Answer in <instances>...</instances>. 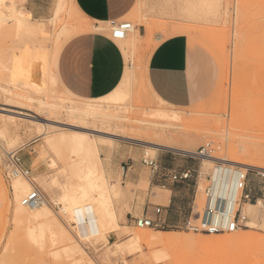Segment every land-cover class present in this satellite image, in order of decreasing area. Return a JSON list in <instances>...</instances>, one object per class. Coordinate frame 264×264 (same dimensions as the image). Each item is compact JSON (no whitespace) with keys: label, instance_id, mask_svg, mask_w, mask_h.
Segmentation results:
<instances>
[{"label":"rangeland","instance_id":"1","mask_svg":"<svg viewBox=\"0 0 264 264\" xmlns=\"http://www.w3.org/2000/svg\"><path fill=\"white\" fill-rule=\"evenodd\" d=\"M186 1H192L195 5L197 19L187 18L181 24L173 23L178 25V28H174L167 35L174 34L173 31L183 34L184 28L192 30L184 34L194 50L205 53L210 62L215 64L217 70L215 87L207 98L185 109L168 106L156 97L153 99L144 85L143 75L154 41L146 34L144 36L141 34V37L138 29L145 26L146 30L150 28L156 32H164L170 23L153 18L147 19L145 12L142 15L136 14L128 20L133 30L125 40L118 41L117 44L127 53L126 69L132 72L133 78L130 80L127 71L120 85V90L124 94L123 99L107 104L110 113L120 117L115 121L117 123L96 125L101 127L100 130L110 134L136 139V141L119 138L109 140L96 137L101 167L109 186V191L103 195V198L108 199H101V202L108 201L112 210H115L119 229L116 232L108 231V244L100 242L83 244L81 248L83 251L73 250L70 259L66 258V252L63 251L64 244L53 242L52 245L51 233H58L59 228H64V225V229L67 230L66 213L69 211L67 208L71 203L68 202L71 197L66 196L94 199V194L78 175L70 141L73 135L71 130L74 128L67 126L73 122L66 118L61 106L67 102L82 107L93 101L88 102L74 97L67 93L57 80L52 82L51 75L55 72L50 61V49L55 38L64 41L67 36L79 33L83 26L89 24L64 0L63 10L48 24L50 34L46 37L50 49L42 41L41 33H38L36 38L25 32L34 41L36 39L39 42L38 44L35 41L37 46L40 45L37 67L20 84L10 83L7 76L0 73V125H7L19 133L16 144L1 137L0 134V264H70L72 260L79 264H264L263 200H258L263 207L256 205L258 201L250 203L257 206L247 211L252 227L245 226L238 230L240 233L257 236L256 243H251L252 245L215 249L187 246L173 251L167 250L169 260L167 258L159 263L155 260V255L166 252L164 247L142 244L136 252V248L127 245L129 238L139 231L150 235L156 232H169L179 237L199 240L213 236L174 228L139 229L130 222L129 215H132L134 207L139 208L147 198L161 197L160 193L163 190L169 191V187L163 188L150 183V170L142 165L145 155L158 160L169 156L175 165L184 164L199 171L195 195L198 212L204 203L203 189L206 184L204 179L212 173L216 161L209 162L206 157L192 159L188 155L207 147L209 155L213 158L233 159L240 163L253 162L263 168L257 171L264 172V0ZM0 8L19 19L21 16L22 20L29 24L23 16L20 0H3ZM215 8L218 10L217 14L211 18L209 14ZM139 9L140 4L134 12L139 13ZM15 22L9 20L2 23L0 34L14 30L23 31L18 25L20 23L16 25ZM90 26L91 30L105 33L108 25L103 27L99 24L96 29L92 28L94 25ZM3 89L5 91H2ZM5 99L16 101L17 104H26L23 105L22 112L33 119L8 118L6 113L15 109L11 104H7ZM163 112L165 115H171L169 119L162 120L165 118ZM171 113L175 117H172ZM159 114L163 115L161 119ZM40 121L41 124L38 123ZM39 128L47 135L38 131ZM155 134L159 137H155ZM159 138L171 140L178 150H151L137 141L158 142ZM12 153L20 159L22 168L26 163L25 169L30 172L28 178L22 176L20 178L34 180L35 188L48 204L45 203L48 215L42 224L41 221L33 225H28L27 222H13L10 213L13 208L10 184L12 172L14 168L17 170V166L9 156ZM82 189L86 191L83 193ZM31 191L32 189L29 192ZM82 193L87 194L85 196ZM24 197L25 195L22 196ZM91 223L92 232H95L94 221ZM35 227L37 231L41 230L40 233H43L42 235L39 233V237L34 230L37 240L34 236L35 240L31 237L34 232L30 229ZM234 233L218 237H228ZM102 254L105 256L101 257Z\"/></svg>","mask_w":264,"mask_h":264},{"label":"crops","instance_id":"2","mask_svg":"<svg viewBox=\"0 0 264 264\" xmlns=\"http://www.w3.org/2000/svg\"><path fill=\"white\" fill-rule=\"evenodd\" d=\"M20 1L23 16L29 24L25 23L21 16L20 20L32 30L21 28L24 32L14 30L3 35L0 34V73L7 76L6 78L12 84L24 82L37 67L40 59V45L37 46L36 42L38 44L39 42L34 37L37 38L38 33L42 34V41L50 49L46 37L50 34L48 24L63 10L64 3V0ZM66 1L72 10L89 24L83 28H90V24L94 25L93 29H96L95 27L99 24L106 27L111 22H128L130 18L136 14L142 15L143 12L147 13V19L153 18L169 22L170 25L166 27L167 30L164 32H156L150 28L146 30L145 26H140L138 29L141 37V34L143 36L146 34L154 41V47L146 60L143 75L144 85L148 93L153 99L156 97L168 106L177 109L188 108L211 94L217 79L215 64L210 62L205 53L197 49L194 50L185 34L173 31L174 34L167 35L174 28H178V25H173V23L181 24L184 20V18H179L182 14L179 10L181 5L178 0L174 1L176 3L178 1L179 6L177 4L173 6L175 4L173 0H155V3H153L154 0H141L139 13L134 12L139 0ZM156 1H159L163 7ZM170 2H172L171 5ZM150 3H152L151 7H149ZM141 4L143 5L141 6ZM143 6H146L147 11L144 10ZM157 6L162 9L159 10ZM58 7L60 10L56 14ZM164 7L167 9L166 11L163 9ZM171 7L172 9H169ZM177 7H179V11ZM173 8L176 11H173ZM160 11L162 12L160 13ZM173 12L174 14L177 12L176 15H173ZM163 15L165 16L163 17ZM17 23L19 22L14 24L17 25ZM25 32L34 36L36 42ZM126 55L124 48L119 47L117 42L109 39L107 31L100 33L94 30H86L71 37L62 46L55 62L54 77L65 91L74 97L97 100L113 93L123 82L127 71L130 80H132V72L126 69ZM171 159L169 156H164L156 160L159 166L167 171L178 174L186 171L197 172L195 168L184 164L175 165ZM23 167H26V163L23 164ZM194 181L193 177L179 184H167L163 188L169 187V191H161L159 198L145 199L143 205L132 209V216H141L146 212L150 213L154 206H162L164 208L163 219L169 227H172L183 220L189 212L193 199ZM150 183L154 186H160L154 182L151 175ZM248 188L255 190L256 181L253 178H250ZM256 205L263 207L260 201ZM256 205L245 204L243 206L242 212L248 219L247 225H252L251 219L247 216V211L256 208Z\"/></svg>","mask_w":264,"mask_h":264},{"label":"bare ground","instance_id":"3","mask_svg":"<svg viewBox=\"0 0 264 264\" xmlns=\"http://www.w3.org/2000/svg\"><path fill=\"white\" fill-rule=\"evenodd\" d=\"M140 1L141 0L138 1L139 4L141 3ZM150 1H152V0H150ZM178 1L180 2L181 6H180V8L177 7V10L179 8L180 13L182 15H180L181 17H179L178 16L179 14H177V16L180 19L181 18H184V19L188 18L190 20L197 19V13L195 10L196 7L192 1H186V0H178ZM178 1H177V3H179ZM2 3H3V0H0V5ZM153 3H155V0L153 1ZM157 3L161 4V3H159V1ZM162 3H164V2L162 1ZM171 3L172 2H170L169 4L171 5ZM177 3L176 2H175V4L173 3L174 4L173 6H176ZM139 4H137V6ZM143 4H141V6ZM151 4L152 3H150V6L148 4V6L151 7ZM169 4L167 3V5H169ZM164 6H165V3H164ZM218 6H219V4H218ZM149 7H147V8H149ZM162 7H163V5H162ZM158 8H159V10L162 9L161 7H158ZM165 8L166 7H164L163 9H165ZM145 9H146V6L144 7V10ZM169 9H172V7ZM59 10H60V7H58L56 14L58 13ZM166 10L167 9H165V11ZM145 11H147V9ZM173 11H176L175 8H173ZM217 11H218L217 8H215V10L210 12L211 14H209V15L212 16L211 18H214L216 16ZM161 12L162 11H160V13ZM177 12H175V14L173 12L172 14L176 15ZM160 13H158V14H160ZM172 14H170V15H172ZM173 15H172V18H174ZM205 15H207V13ZM164 16L165 15H163V17ZM177 16H175V17L177 18ZM55 18H57V17H55ZM55 18H54V20H55ZM172 18H170V19H172ZM9 20L19 22L20 24H18V25L20 27L26 29V30H29V31L32 30L31 27H29V26L25 25L23 22H21L19 17L17 18L15 15H11L9 12H7V10H3L0 8V25H2V23H5L6 21H9ZM86 30H91V28H83L82 30H79L80 31L79 33L76 32L77 34H75V35H78V34L82 33L83 31H86ZM191 31L192 30H190V29L188 30V28H184L183 34L184 33H190ZM75 35H73V36H75ZM73 36L72 35L67 36V38L64 41H61L60 39H58V37L54 39V43H53L52 49L50 51L51 62L54 65L53 68H55V62L57 60L58 54H59L62 46L65 44L66 41H68ZM51 80H52V82L56 81L54 75H51ZM2 91H5V90L3 89ZM123 97H124V94L120 90V86H119L116 90H114L113 93H111V94H109L103 98H100L97 100H87L88 102H92V101L93 102L90 104H86L82 107H77L74 104L72 105V104L67 103V102H65L66 104H64V105L62 104V106H61V108L65 112L66 118L71 119L73 122V123H71V125L68 124L67 126L74 128V130H71L73 135H72V138L70 139V141H71L72 155H75L74 163H75L76 169L78 170V175L82 180H84L86 182L88 189L94 194V199H92L93 197L91 199H87L84 196H80V198H78V199H77V197H74L73 195L66 196V198L71 197L70 201H68L71 203H69V204L67 203L69 205L67 208L69 211H68V213H66L67 214L66 222L68 224V226L66 227L67 230L64 229L65 225L62 223L64 225V228H59L58 233H53V232L51 233L52 234L51 238H53V241L51 240L52 245L55 242L64 244L66 247L64 246L63 251L65 250L66 258H68V259L71 258L70 253H74L73 250L78 249V250L83 251V249H81L83 244H86V243L87 244H95L98 242H100L102 244H106V243L108 244V239H107L108 238L107 237L108 231L113 230V232H116L119 229L118 216L115 213V210L114 209L112 210V207L108 201L105 200V201L101 202V199L107 198V197L103 198V195L106 193L107 190L109 191V186H108L107 179H106L104 172L102 170V167H101L102 164L100 163V158H99V154H98L99 153V146H98V142L96 141V137H101V138H105V139H109V140H114V139L119 138V139L136 141V139L131 138L130 136L128 138V137H124V135L110 134L107 131L100 130L101 127H97L96 125L104 126V125H107L110 123H117L115 121L120 117L115 113H110V111H109L110 108H109V105H107V104L112 103V102H116L118 100H122ZM5 100L7 101V104L8 103L11 104L12 108L15 109L14 111H8V112L6 110L7 113L6 112L5 113H6V116L8 118H11V119H27V118L33 119V117H27V115L23 114V112H22L24 109L23 105H26V104H21V103L17 104L16 101H13L11 99L10 100L5 99ZM160 113H161V111H160ZM157 114L158 113H156V115ZM151 115H152V113H151ZM164 115H165V113H164ZM169 115H170V113H169ZM158 116H160L159 117L160 119L163 117V115H160V114ZM170 116L165 115L164 116L165 118H162V120L163 119H169ZM173 116H174V114H172V117ZM180 119H182V118H180ZM177 120H179V119H177ZM38 123L41 124V121ZM42 126H44V125H42ZM165 126H168V125H164V127ZM38 131L43 132V130L41 128H39ZM0 134H1V137L7 138L13 144H16V142L18 141V139H17L18 134L15 132V130H12V128L8 127L7 125H2V126L0 125ZM43 135H47V133L43 132ZM155 137H159V136L157 134H155ZM61 140H64V138H61ZM137 141L141 142V144H144L145 147H147L151 150H160V149L178 150V147L176 146L175 143H173L171 140H167L164 138H159L158 142H152V140L144 141V142L139 141V140H137ZM21 147L22 146H20V148ZM208 159H209V162H215V161L217 162L220 160V159H216L213 157H210ZM220 162H221V164L225 165V167H217L215 169L213 168V171H212L213 177H216V175H218V173L222 169H226V172H228L227 170H230V168H229L230 166L238 167L241 170H249V169H253V168L256 169L255 171H257V169L263 170V168L258 167L253 162H244V163L242 162V163H240L238 161H234L233 159H229V160L224 159V160H220ZM15 166H17V165H15ZM14 170H15V168H14ZM14 170H13L12 175H11L12 181L10 184L11 190H12V199L11 200H12V206H13L10 213H11V216L14 220L13 222H17V223L18 222H27L28 225L29 224L33 225V224H37L39 221H41V224H42V221H45L46 217L48 215V211H47L48 209H47V207H45L46 201L44 200L43 203L36 208L27 209L26 207H24L22 205V200H23L22 196L25 195V197H26L29 193H31V192H29L31 189L37 190L35 188V185H34L35 181L34 180L30 181V179L23 180L22 178H20L21 175L19 174V172L17 170H15V171ZM85 189L87 190V188H85ZM86 190L82 189V192L84 193V191H86ZM37 191L39 192V190H37ZM85 194H87V193H85ZM85 194H83V195H85ZM46 205H48V204L46 203ZM242 214L244 215L243 212H242ZM92 220L94 221V224H95V228H96L95 232H92V229H91V225H92L91 221ZM19 225H20V223H19ZM246 227L251 228L252 225H249V224L247 225V223H246ZM32 229H30V230L34 232V230H36V227H35V229L34 228H32ZM40 231L41 230H39V231L36 230L35 232L38 235L40 233ZM42 231H43V229H42ZM28 232H30V231H28ZM35 232L31 234V237L33 240H35V239L37 240V238H38V237H35ZM40 234L42 235L43 233L41 232ZM33 236L35 237V239L33 238ZM207 236H209V235H207ZM255 237L257 238L256 235H255ZM255 237H254V235H250V234H246V233H240L239 231H236L233 235L228 236V237H218V235H213V236H210L208 238H205L204 240H199V239H192L189 237L188 238L179 237V236H177V234L169 233V232H156V233H154V235H150V234L144 233L142 231H139V232H137V234L135 236L129 238V242L127 243V245L130 248H136L135 249L136 252H138L137 250H138V248H140V246L142 244L147 245V246L164 247L166 252L155 255V260L159 263L161 261H165L168 258L167 250L173 251L177 248L178 249L183 248V247L185 248L187 246H193V247H196L198 249H215V248H220V247L230 248V247H234V246H241L242 247V246L249 245V244L252 245L251 243H254L256 241ZM259 239L261 240L262 238L259 237ZM257 241H258V239H257ZM65 248H67V249H65ZM189 249H191V247H189ZM183 250H185V249H183ZM103 256H105V255L102 254L101 257H103ZM169 257H171V256H169ZM168 260H169V258H168ZM70 264H79V263L72 260Z\"/></svg>","mask_w":264,"mask_h":264},{"label":"built area","instance_id":"4","mask_svg":"<svg viewBox=\"0 0 264 264\" xmlns=\"http://www.w3.org/2000/svg\"><path fill=\"white\" fill-rule=\"evenodd\" d=\"M133 26L128 22L109 23L107 26L108 37L114 42L124 40L132 31ZM13 154V153H12ZM10 154L13 164L17 165L19 174L28 178L29 170L22 168L21 161L15 155ZM190 158H210L207 147L199 149L195 154L188 155ZM214 169L225 167L220 161L214 163ZM142 165L150 170L154 182L162 187L167 184H179L194 177V190L191 207L188 214L172 227H169L163 219L162 206H154L150 213L141 216L129 215L130 222L139 229L164 230L174 228L194 234L224 235L234 233L245 228L246 217L242 214L243 206L264 201V172L255 170H241L238 167L230 166V170L222 169L213 177V173L205 177L203 189L204 203L200 212L195 204L199 171H186L181 174L162 169L156 159L146 155L142 159ZM250 178L256 181L255 190H250L248 184ZM44 199L40 192L32 190L22 200V205L28 209L36 208L43 203Z\"/></svg>","mask_w":264,"mask_h":264}]
</instances>
